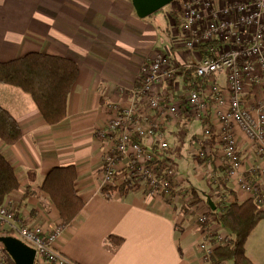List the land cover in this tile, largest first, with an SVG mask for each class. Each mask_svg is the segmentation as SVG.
Segmentation results:
<instances>
[{
    "label": "crops",
    "instance_id": "crops-1",
    "mask_svg": "<svg viewBox=\"0 0 264 264\" xmlns=\"http://www.w3.org/2000/svg\"><path fill=\"white\" fill-rule=\"evenodd\" d=\"M166 8L159 18L157 11L140 17L133 0H0V61L41 52L74 59L79 65L68 116L53 125L45 121L29 93L0 82V106L22 129L21 139L14 144L0 139V152L20 183L6 200L15 203L17 219L28 218L31 224L46 228L62 224L54 247L77 264H205L198 249V216L218 205L222 208L221 203L253 196L223 178L222 161L216 156L217 135L205 137L204 121L185 114L164 125L178 170L173 198L142 188L126 194L116 191L111 198L103 191V154L110 141L101 130L111 117L109 105H145L143 96H136L133 89L140 86L141 67L158 52H171L191 62L208 56L199 47H185L180 22ZM180 71L176 77L180 83H164V92H175L177 100L192 88ZM216 82L225 86L226 75H216ZM195 88L209 92L206 83ZM262 98L264 83L246 81L245 103L254 108ZM212 126L215 134L221 130L219 124ZM236 131L243 158L241 172L264 192V160L244 132ZM200 150L206 158L196 154ZM67 165L77 168L76 190L84 201L70 223L62 219L42 188L54 166ZM210 173L217 177L215 182L209 179ZM216 226L228 232L219 223ZM110 234L123 237V243L116 245ZM246 255L255 264H264V219L248 237Z\"/></svg>",
    "mask_w": 264,
    "mask_h": 264
},
{
    "label": "built area",
    "instance_id": "built-area-1",
    "mask_svg": "<svg viewBox=\"0 0 264 264\" xmlns=\"http://www.w3.org/2000/svg\"><path fill=\"white\" fill-rule=\"evenodd\" d=\"M175 1L167 5L171 8L168 13L178 12L185 47L192 50L206 46L209 54L191 62L179 60L171 52H158L141 67L140 86L133 89L136 96H143L145 105H109L111 117L101 130L110 141L103 154V185L129 182L136 189L173 198L178 170L164 125L177 122L185 114L204 121L205 137L217 135L220 145L216 156L222 161L223 178L235 182L252 197L264 196L258 183L241 172L243 158L236 139V129H241L264 160V98L254 108L243 99L246 81L264 83V0ZM182 67H193L198 77L193 84L206 83L209 92L192 87L181 100L164 94L161 88L165 81L173 79ZM222 73L227 78L225 86L216 82V75ZM214 123L221 125L216 134ZM196 154L207 157L204 150ZM216 178L210 173L211 182ZM187 195L189 200L193 198L192 194ZM221 205L224 208L226 204ZM15 206L12 199L0 204V233L9 230L35 248V264L66 263V257L54 247L63 225L46 228L31 224L28 218L17 219ZM197 222L202 260L213 264L215 250L228 244L229 232L218 230L211 210L202 212ZM0 264H12L11 256L1 245Z\"/></svg>",
    "mask_w": 264,
    "mask_h": 264
},
{
    "label": "trees",
    "instance_id": "trees-1",
    "mask_svg": "<svg viewBox=\"0 0 264 264\" xmlns=\"http://www.w3.org/2000/svg\"><path fill=\"white\" fill-rule=\"evenodd\" d=\"M206 46L199 47L208 53ZM78 63L71 58L41 52H29L8 61H0V82L14 85L29 93L36 102L48 124H57L68 116L69 97L79 74ZM185 81L191 87L198 81L193 67H182ZM198 88V87H197ZM22 137L18 120L5 108L0 106V139L6 144H14ZM78 172L75 165L54 166L44 179L42 188L59 209L66 223L72 222L84 207V201L77 193L76 180ZM20 186L17 173L0 152V204H3L14 190ZM134 189L131 183L105 186L103 191L111 198L116 191L122 194ZM195 194L196 190H193ZM197 195V194H196ZM200 198L194 202H198ZM220 205L210 210L216 221L225 227L230 235L228 244L218 247L212 258L213 264L233 261L234 264H255L246 255V242L250 234L264 219V196L250 197L244 201H234L224 208ZM6 233L14 235L11 231ZM116 245H121L123 237L110 234ZM64 264H77L68 258ZM12 264H15L11 257Z\"/></svg>",
    "mask_w": 264,
    "mask_h": 264
},
{
    "label": "water",
    "instance_id": "water-1",
    "mask_svg": "<svg viewBox=\"0 0 264 264\" xmlns=\"http://www.w3.org/2000/svg\"><path fill=\"white\" fill-rule=\"evenodd\" d=\"M173 1L175 0H133V5L140 17H147ZM0 245L6 249L15 264H35V248L17 236L0 233Z\"/></svg>",
    "mask_w": 264,
    "mask_h": 264
},
{
    "label": "rangeland",
    "instance_id": "rangeland-1",
    "mask_svg": "<svg viewBox=\"0 0 264 264\" xmlns=\"http://www.w3.org/2000/svg\"><path fill=\"white\" fill-rule=\"evenodd\" d=\"M177 1H175L174 3H176ZM168 11H169V9H171L170 8V6H167V8H166ZM162 13H163V11L160 9V10H158L157 12H156V15H157V17H159V18H162ZM170 13H171V15L173 16V18H175L178 22H179V19H178V12H176V11H170ZM176 20H175V22H176ZM177 77V75L173 78V79H170L171 81L172 80H175V82H177V83H180L181 81V79L180 78H176ZM167 81H169V79L167 80ZM166 82V81H165ZM165 87H167L166 86V84H164L163 86H162V88H161V90L164 92V89H166ZM189 89H187L186 91H188ZM168 91V90H167ZM166 93H168V94H166ZM164 92V94H166V95H173L174 97L176 96V94H175V92H173V93H170V92Z\"/></svg>",
    "mask_w": 264,
    "mask_h": 264
},
{
    "label": "bare ground",
    "instance_id": "bare-ground-1",
    "mask_svg": "<svg viewBox=\"0 0 264 264\" xmlns=\"http://www.w3.org/2000/svg\"><path fill=\"white\" fill-rule=\"evenodd\" d=\"M4 233H6V232H4Z\"/></svg>",
    "mask_w": 264,
    "mask_h": 264
}]
</instances>
